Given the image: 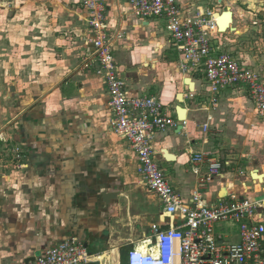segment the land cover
<instances>
[{"label": "crops", "instance_id": "crops-1", "mask_svg": "<svg viewBox=\"0 0 264 264\" xmlns=\"http://www.w3.org/2000/svg\"><path fill=\"white\" fill-rule=\"evenodd\" d=\"M179 3L183 9L218 8L222 15L233 12V22L226 15L228 21L221 31L232 26L218 36V44L242 57H238L242 64L254 70L243 61H254L253 55L243 49L237 55L235 49L239 47L229 46L224 38L230 32L237 37L246 33L264 38V0H179ZM50 4L59 12V23H63L59 38L63 45L73 43L74 48L66 49L60 59L55 56L56 59L47 60L61 64L60 75L47 68L44 80L36 81L40 75L35 71L25 91L30 93L29 97L19 104L18 111L11 117L0 114V151L4 143L14 141L23 158H27L26 166L14 170L4 158L3 164L0 161V264H32V259L69 238H77L86 245L94 256L88 264H122L124 260L127 264L128 254H124L142 247L153 226L166 230L180 220L170 219L160 199L144 183L142 186L132 179L137 175L142 178L139 163L128 142L112 129L114 115L109 89L104 78L96 74L97 60H90L93 48L88 44L87 12L79 0H52ZM104 5L110 35L116 37L113 45L116 62L130 95L160 99L166 114L178 124L177 128L158 134L154 145L158 163L185 204L195 205L193 199L197 194L203 206L216 205L231 195L263 200L264 167L259 170L250 167L247 161L250 155L242 154L244 158H239L240 154L220 148L221 134L229 127L245 129L249 135L252 132L264 135V116L256 121L259 114L246 92L239 89L223 92L214 106L205 77L182 70L181 56L168 44L161 20L137 18L129 0H104ZM165 51L172 53V60L163 58ZM36 58L42 60L41 56ZM82 58L85 66L88 61L94 62L95 69L80 70ZM151 68L157 71L156 76L147 70ZM187 78L195 82V96L205 102L200 109L182 106L190 96L185 93ZM179 94L184 95L183 104L179 102ZM179 106L187 110L186 122H180ZM248 123L254 124V131ZM237 138L241 139L240 134ZM258 147L252 148L251 154L262 159L258 154L262 148ZM164 150L174 160H167ZM199 152L211 153L229 164L221 176L204 188L200 187V179L207 170L192 162L193 155ZM240 169L246 172L245 177L239 176ZM255 171L263 175V181L253 177ZM107 194L117 198L107 202L104 198ZM124 204L129 216L140 222L136 229L139 234H131L134 240L129 249L120 246L121 240L107 239L111 228L118 224L116 217L122 213ZM217 233L225 243L240 241L239 228L234 224L218 225ZM91 245L93 250L89 249ZM112 256L115 261L110 260Z\"/></svg>", "mask_w": 264, "mask_h": 264}, {"label": "built area", "instance_id": "built-area-1", "mask_svg": "<svg viewBox=\"0 0 264 264\" xmlns=\"http://www.w3.org/2000/svg\"><path fill=\"white\" fill-rule=\"evenodd\" d=\"M79 1L88 14V44L93 48L90 60H97L96 74L104 78L109 89L112 129L135 152L147 190L160 199L170 219L180 220L166 230L153 226L144 245L128 252L127 264H264V199L231 195L216 205L203 206L197 194L195 205L185 204L158 163L154 145L158 134L178 124L166 114L160 99L130 95L114 55L116 37L108 29L104 0ZM129 5L137 18L163 22L168 44L181 56L182 70L205 77L211 104L217 106L221 93L239 89L264 116V76L246 68L218 44V36L223 33L219 24L222 11L183 9L179 0H129ZM93 65L88 61L85 67L95 69ZM16 154L21 158L23 152L18 149ZM192 162L207 170L200 179L201 188L221 176L229 165L207 152L195 153ZM238 174L245 177L246 172L240 169ZM220 224L238 226L240 241H222L217 233ZM93 258L83 242L69 238L41 253L32 264H88Z\"/></svg>", "mask_w": 264, "mask_h": 264}, {"label": "rangeland", "instance_id": "rangeland-1", "mask_svg": "<svg viewBox=\"0 0 264 264\" xmlns=\"http://www.w3.org/2000/svg\"><path fill=\"white\" fill-rule=\"evenodd\" d=\"M51 1L52 0H0V114H7V117H11L12 114L16 113L19 104L29 97L30 93H26L25 91L33 80L32 74L37 71L36 75H40L36 77V81L40 79L44 80L48 69H52L51 72L60 75L63 71L61 64L47 60H49V58H55V56L57 59H60L62 53L66 49L71 50L74 48L73 43L63 45V40L59 38L61 34L59 30L62 29L60 27H63V23H59V12L57 13L54 6H51ZM57 1L60 2V0ZM219 21L225 24L224 22L228 21V17L225 16ZM58 24L59 27L54 26ZM226 31L223 33H226ZM224 39L226 43H229V46L239 47V49H235L237 55L242 49L250 53L251 56L253 55L254 61L250 62L249 60L243 59L244 63L248 64V66L252 67L254 70L258 69V71L264 75L263 36L261 38V35L248 36L246 33H242L237 37L236 33L230 32ZM33 47L35 48L33 49ZM171 54V52L165 51L163 58L167 57L165 59L172 60L170 58ZM38 56H41L42 60H35ZM238 57L240 56L238 55ZM84 58H82L78 65L80 66V70L85 67V65H83ZM261 67H263V69ZM147 70H150V72L156 76V70L153 68ZM19 72H22V74L18 75ZM33 82V85L37 86L36 82ZM185 91V93L190 96L188 101L182 106L184 108L194 107V109H200L205 102L197 95L195 96L194 92L189 94L188 87ZM206 102L207 105H209L210 102ZM251 112L256 115L255 110ZM259 116L260 115H257V118H255L257 122L260 121L258 120L260 119ZM248 125L249 128L254 131V124L248 123ZM229 128L230 129L226 128L221 134L222 142H220V144H222V146L220 148H222L224 152L234 151L240 154L239 158H244L242 154L250 155V158L247 156V161H249L251 165L250 167H254L258 170L259 167H264V135L253 134V132L249 135L245 129L239 131L233 130L231 127ZM237 134H240V140H238ZM233 138L237 140L233 141ZM258 146L262 148L260 153H258L262 159H256L254 154H251V149L259 148ZM18 149L20 150V146H16L14 141H9L8 143H4L0 151L1 163L3 164L2 160L4 158L6 165H9L10 168L12 167L11 170H14V167L27 165V158H23V155L21 158L17 157L16 152ZM132 179L137 180L140 185L144 183L143 178H140L138 175L135 177L133 176ZM122 208V213L116 217L118 224L111 228L112 230L109 231L107 239L114 238L115 240H121L120 246L124 245L129 249L133 246L131 245V241L134 240L131 234H136V236L139 234V231H136V229L140 225V222L135 221L129 216L125 204ZM112 233H114V236L111 235ZM93 247L94 246L91 245L89 249L93 250ZM127 254L128 251L124 255ZM122 264H126V262L124 261L123 263L122 261Z\"/></svg>", "mask_w": 264, "mask_h": 264}, {"label": "water", "instance_id": "water-1", "mask_svg": "<svg viewBox=\"0 0 264 264\" xmlns=\"http://www.w3.org/2000/svg\"><path fill=\"white\" fill-rule=\"evenodd\" d=\"M221 2H222V0H221ZM225 15H229L231 18H230V22H233V12H229V13H225L224 14V16ZM222 18H219V20H221ZM229 26V25H228ZM230 28V27H229ZM229 28H227V30L229 29ZM220 29H222V27H221V25H220ZM185 84H186V86L188 87V89L190 90V91H195V84L192 82V80L191 79H189V78H187L186 80H185ZM179 102L181 103V104H183L185 101H184V95L183 94H179ZM177 112H178V115H179V117H180V122L181 123H183V122H186V119H187V110L186 109H183L182 107H178L177 108ZM183 129V126L181 125L180 127H179V130L181 131ZM163 154H164V156H165V158L167 159V160H174V156L173 155H171L167 150H164L163 151ZM253 177L256 179V180H262V178H263V175H259L258 174V171H255L254 172V174H253ZM104 198H105V201H107V202H110V200L111 199H114V198H117V195H111V194H107V195H105L104 196ZM88 246V245H87ZM35 261V259H32V261L31 262H34ZM27 264H29V262H27Z\"/></svg>", "mask_w": 264, "mask_h": 264}, {"label": "bare ground", "instance_id": "bare-ground-1", "mask_svg": "<svg viewBox=\"0 0 264 264\" xmlns=\"http://www.w3.org/2000/svg\"><path fill=\"white\" fill-rule=\"evenodd\" d=\"M226 13H229V12H226ZM224 14H225V13H224ZM224 14H223L222 16H220V17L224 18V17L226 16V15L224 16ZM219 24L221 25V27H224V26H225V25L222 24L220 21H219ZM193 83H194V82H193ZM261 181H263V178H262ZM115 254H116V253H115ZM109 258H110V257H109ZM111 258H112V259H110L111 261H115V260H114V256H112ZM100 259L103 260L104 258L101 257ZM106 261H108V260H106ZM108 262H109V261H108ZM102 263H103V262H102ZM104 264H105V263H104ZM106 264H107V262H106Z\"/></svg>", "mask_w": 264, "mask_h": 264}, {"label": "trees", "instance_id": "trees-1", "mask_svg": "<svg viewBox=\"0 0 264 264\" xmlns=\"http://www.w3.org/2000/svg\"><path fill=\"white\" fill-rule=\"evenodd\" d=\"M125 261V260H124Z\"/></svg>", "mask_w": 264, "mask_h": 264}]
</instances>
